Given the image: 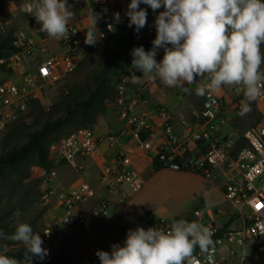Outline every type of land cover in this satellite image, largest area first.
Listing matches in <instances>:
<instances>
[{
    "label": "rangeland",
    "instance_id": "obj_1",
    "mask_svg": "<svg viewBox=\"0 0 264 264\" xmlns=\"http://www.w3.org/2000/svg\"><path fill=\"white\" fill-rule=\"evenodd\" d=\"M20 1L0 0V17L1 19L2 16L4 17L0 22V34L10 32L16 39L23 35L26 38H33L35 42L41 44L40 38L36 36V30L20 12ZM128 3L130 0H119L122 13L126 10ZM141 7L147 6L141 5ZM162 10H157V12ZM148 13L147 20L153 25L156 13H153L150 8H148ZM124 21L126 24L123 26L119 24L112 31L110 39L108 37L101 46L91 50L89 48L80 54L78 65L74 71L54 83L47 91L45 99L33 103L25 122L20 121L0 127V154L21 146L27 140L26 130L19 126L20 123L30 129H39L48 120L64 117L59 108L63 99L76 100L86 97L89 89L93 86V75L101 69L107 54L113 53L118 48L120 37L134 32V28L127 26L126 17ZM50 40L55 41L54 38H50ZM41 47L48 51L51 46L44 40ZM33 62V59L22 58L20 65H15L13 71L11 69L9 72L5 67L0 69V80L12 78L20 71L31 68L35 63ZM111 82L114 91L113 97L105 100L103 112L95 115L94 113L87 114L84 117L75 116L52 138L62 137L64 133L84 125H87L92 131L106 130V128L109 130L112 126L106 122V118L111 114L116 118L117 112L114 99L117 81L112 79ZM207 82V77H205L191 85H185L183 88L175 87L174 90L178 91L182 101L191 103L199 110L205 99L204 96L196 94V89ZM233 86H225L214 92L217 95L230 96L232 90L235 91ZM228 104L230 103L227 100L226 106ZM231 104H233L232 138L241 142V137L247 129L264 122V103L251 102L252 110L245 116L239 115L241 109L236 108L234 102ZM92 118L93 120L90 122ZM93 159H89L78 171L62 162L55 161L50 171L47 172L36 166L31 157L20 166L18 171L3 170L0 173V229L10 236L15 232L19 223H28L35 232L40 234L44 241L42 247L48 249V256L43 261L33 258L32 264H58L62 255L67 264H100L95 255L97 250L110 251L112 244L123 243L127 230L137 227L147 228L152 225L153 219H185L210 228H224V238L220 242H215V249L212 253L217 264H264V247L255 246L250 241H245L243 244L238 243L236 233L239 231L240 223L231 218V208L224 197L225 214L215 209L210 212L209 218L207 217V209L212 208L213 205L219 207L223 205L220 189L221 176L216 177L215 174L208 179L196 172L192 173L199 176L206 187H210L206 193L209 205L202 206L200 199L197 205L196 200L188 201V198L182 194L180 199L176 198L175 195L179 193L178 188L182 186V183L167 175L157 176L147 191H140L148 178L153 175L151 172L152 159L146 155L132 153L134 170L138 178L143 181L141 188L137 191H133L126 185L103 187L97 178L98 159ZM51 171H54V177L48 175ZM79 182L89 183L95 193L92 199L80 207L84 215V222L68 234H56L55 232L54 236L47 235V231L53 230L54 223L60 216L59 208L62 195ZM195 187L198 188V184H195ZM50 191L51 194H49ZM99 200L109 202L108 218L91 217ZM0 245L5 246L3 253L21 251L26 254V248L20 242L3 240L0 241ZM245 251L248 252V255L243 258ZM20 264H25V258L20 260Z\"/></svg>",
    "mask_w": 264,
    "mask_h": 264
},
{
    "label": "built area",
    "instance_id": "obj_2",
    "mask_svg": "<svg viewBox=\"0 0 264 264\" xmlns=\"http://www.w3.org/2000/svg\"><path fill=\"white\" fill-rule=\"evenodd\" d=\"M28 2L29 0H21L19 9L32 23L30 24L42 44L48 35L40 30V25L33 16L23 11L22 6ZM68 2L73 10L83 12V15L69 22L68 32L63 38L57 39L56 53L44 56L46 49L41 44L20 35L14 42L18 51L0 59V65L9 71H13L15 65H20L22 58H30L35 62L31 68L16 73L15 77L0 80V127L25 122L33 103L45 99L54 83L74 71L80 54L92 47L84 43L89 28L87 17L91 9L102 16L97 27L104 33V39L98 44H103L119 25L113 24L111 19L112 13L120 12L119 0ZM104 9H108L107 13H104ZM2 19L0 17V22ZM110 24L113 25L112 29L109 28ZM152 32L153 25H146L139 37L133 33V42L137 43L142 36H148ZM41 34H46L47 37H42ZM162 57L163 50H160L157 60ZM133 71L134 68L125 71L116 89V116L121 121L120 127L106 132L88 128L75 130L50 147L51 159L78 171L83 168L85 160L100 155L102 146L110 149L118 141L126 139L131 150L117 152L112 163L101 161L97 178L103 187L126 185L133 191L139 190L143 183L134 170L132 153L135 152L146 155L149 159L158 157L159 161H165L170 166L192 170L208 179L222 170L230 171L231 175L225 182L222 193L225 201L235 210L240 223L236 233L238 243L250 241L255 246L264 247V122L247 129L242 135L246 145L236 149L234 139L219 136L220 129L227 124L223 115L226 100L210 91L204 96L206 106L193 117V122L186 127V136H182L174 130L165 107L157 106L152 114L135 111L139 96L127 95V83ZM138 72L135 71L134 74ZM234 89L235 107L241 109L245 100L244 89L238 85H234ZM256 100H264V96ZM154 118L160 122L155 123ZM48 175L54 177L55 173L51 171ZM51 193L50 191L49 194ZM94 194L87 182H79L66 191L60 201V216L54 223L53 230L46 234L54 236L55 232L68 234L76 230L84 222L80 207L92 199ZM109 209L108 201L99 200L91 217L108 218ZM176 220L179 219H162L149 227L167 232ZM211 230L216 233L218 229L211 227ZM221 239L215 242H220ZM194 254L201 264H217L212 254L207 257L198 248Z\"/></svg>",
    "mask_w": 264,
    "mask_h": 264
},
{
    "label": "clouds",
    "instance_id": "obj_3",
    "mask_svg": "<svg viewBox=\"0 0 264 264\" xmlns=\"http://www.w3.org/2000/svg\"><path fill=\"white\" fill-rule=\"evenodd\" d=\"M22 8L54 39L65 36L75 16L68 0H29ZM148 8L156 13V35L148 51L139 46L130 52L133 83L142 79L135 71L158 78L168 88H183L207 77L208 82L196 89L201 97L238 85L245 97L239 115L248 114L251 102L264 96V0H130L124 17L138 37L147 25ZM87 19L84 43L94 47L104 39L97 27L102 16L91 9ZM111 19L113 24L122 23L120 12L112 13ZM160 50L163 57L158 61ZM213 235L210 227L179 219L167 232L157 227L129 229L122 244H112L110 251L97 250L95 255L100 264H201L194 253L198 248L210 257L215 249ZM3 240L25 246V264L48 256L40 234L28 223H19L10 236L0 229ZM4 250L0 245V264H20ZM246 255L247 251L243 258Z\"/></svg>",
    "mask_w": 264,
    "mask_h": 264
},
{
    "label": "trees",
    "instance_id": "obj_4",
    "mask_svg": "<svg viewBox=\"0 0 264 264\" xmlns=\"http://www.w3.org/2000/svg\"><path fill=\"white\" fill-rule=\"evenodd\" d=\"M28 21L30 22L29 19ZM149 24L150 21L147 20V25ZM133 33L134 32L120 37L118 48H116L113 53L107 54V58L101 69L93 75V86L89 89L86 97L76 100L65 98L60 102L59 108L64 116L63 118L61 117L55 118L53 120H48L44 122L39 129H30L24 124L20 123L19 126H22L26 130L25 133L27 136V140L21 146L12 148L11 150L3 154H0V173H2L3 170L18 171L20 166L31 157L34 159V164L36 166L42 168L44 171H50L51 167L54 165V161L50 158L49 154L50 147L53 144L59 142L60 139L67 134L82 128L89 129V127L87 125L78 127L67 133H64L62 137L60 136L54 139L52 138L53 135L65 125H67V123L77 115H79L80 117H84L87 114L94 113L95 115L99 112H103L105 110V100H107V98L111 96L113 97L114 91L111 82L112 79H115L117 81L118 86L121 76L125 73V71L133 68L131 66V50L134 47L143 46L145 48V51H148L152 47L151 42L155 39L156 35L154 26L153 32L148 36H142L137 43L133 42ZM40 36L47 37L46 34H41ZM15 40L16 38L10 32L0 34V59L8 57L9 55L14 54L18 51V49L14 45ZM101 45L102 44H97L94 47ZM94 47H90V50ZM0 69H4V66L0 65ZM116 94L117 91H115L114 99ZM92 120L93 118L90 120V122ZM242 141L240 142L238 139H235L236 149H239L246 145V143ZM173 168H176V171L180 172L195 173L194 171L189 169H181L180 167L170 166L165 161H159L158 157H155L151 161V172L153 174L163 169ZM196 174L199 173L196 172ZM160 220L162 219H153L152 222L154 223ZM223 233L224 228L218 229L213 235L214 241L221 239ZM3 254L11 258H15L18 261L24 259L26 255L21 251H7ZM58 264H67L63 255L59 259Z\"/></svg>",
    "mask_w": 264,
    "mask_h": 264
},
{
    "label": "crops",
    "instance_id": "obj_5",
    "mask_svg": "<svg viewBox=\"0 0 264 264\" xmlns=\"http://www.w3.org/2000/svg\"><path fill=\"white\" fill-rule=\"evenodd\" d=\"M119 7H120V4H119ZM73 13L75 15L73 17L74 20L79 18L81 15H83V12H77L75 10H73ZM120 14L122 17V23H120V25L123 26L124 24H126V22L124 21V18H125L124 12L123 13L121 12V8H120ZM36 36L38 38H40L39 35H36ZM109 39H110V37H109ZM32 40L35 41L33 38H32ZM44 40L47 43H49L51 46L49 49L50 51L49 50L47 51V49L45 48L46 49V51L44 53L45 56L49 55V54H53L52 52L56 53L58 51L57 39H55V41H52V40H50V37L48 36ZM135 75L137 77L142 78V79L137 83H133V81L130 77L129 84H127V95L139 96V102L135 107V111L136 112L144 111L148 114H150V113L152 114L157 106H163L167 109V111L171 117V122H172V126H173L174 130L178 134H180L182 136H186V133H185L186 127L190 123L193 122V117L203 107L206 106V101H204L202 107L199 110H197L195 108V106L191 105V103H186V102L182 101L181 98H179L178 91L174 90L175 87L168 88V87L164 86L158 78L152 79L148 76H143V73L140 71ZM233 88H234V86H233ZM219 95H221V97H225L226 104H227V100L230 103V104H228V106H226L224 113H223L224 117L227 120V124L220 129L219 136L233 139L232 138V134H233V127H232L233 104H231V103H233V102L235 103V101H236V92L232 90V93L230 96L229 95L227 96L225 94L224 95L218 94V96ZM255 101L258 103H264V100H255ZM111 115L108 116V118H106V122L112 126L110 129H117L118 127H120L121 121L119 119H117V116L115 118L114 115H112V116ZM153 121L157 124L160 122L156 118H154ZM107 130L108 129L106 128V130H98V132H106ZM130 148L131 147H130V145H128V142L126 139L118 141L116 143V145L110 149L106 148L105 146H102L100 149V155L98 157H96V159H98V163H99L98 166H100L101 161H106L108 163H112L117 152L131 150ZM88 160L89 159L85 160L84 164L87 163ZM159 175H167V176L173 177L182 183V186H180L178 188L179 193L177 195H175L176 198L180 199L182 197L180 195L182 194L188 198L187 199L188 201L196 200L197 205H198L199 199L202 200V206L209 205V202L207 201L206 193H208L207 191L210 189V187H206V185L202 182V180L200 179L199 176L194 175L192 173H188V172H180V171H175L172 169L160 170V171L154 173L153 175H151L150 178H148V180L144 184V187L140 191H147L151 185V182L154 180V178H157V176H159ZM230 175H231L230 171H224V170H222L216 174V177H218V176L222 177L221 178L222 182L220 185L221 191L223 189L225 182L227 181V179ZM195 184L196 185L198 184V188L195 187ZM143 201L149 202L147 200H143ZM224 202L225 201L223 200V193H222V204H223L222 207H219L217 205L216 206L213 205L212 208H209L206 210L207 217L210 216L209 215L210 212L212 210H215V209H217L219 212L222 211V214H225L224 213L225 212L224 211L225 210V203ZM150 203L154 204L153 202H150ZM228 205H229V203H228ZM226 208H227V206H226ZM230 208H231V213H230L231 218H233V220L238 222L235 210L231 206H230Z\"/></svg>",
    "mask_w": 264,
    "mask_h": 264
},
{
    "label": "water",
    "instance_id": "obj_6",
    "mask_svg": "<svg viewBox=\"0 0 264 264\" xmlns=\"http://www.w3.org/2000/svg\"><path fill=\"white\" fill-rule=\"evenodd\" d=\"M188 92V91H187Z\"/></svg>",
    "mask_w": 264,
    "mask_h": 264
}]
</instances>
